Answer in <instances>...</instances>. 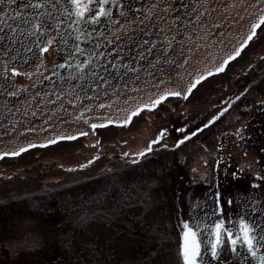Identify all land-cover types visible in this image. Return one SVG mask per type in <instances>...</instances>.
<instances>
[{
	"label": "rangeland",
	"instance_id": "1",
	"mask_svg": "<svg viewBox=\"0 0 264 264\" xmlns=\"http://www.w3.org/2000/svg\"><path fill=\"white\" fill-rule=\"evenodd\" d=\"M143 2L148 11L141 10L138 18L134 14L122 17L110 28H97L101 34L93 35L90 42H78L83 52L77 53L70 46L60 50L50 45L44 51L34 47L28 61L19 64L0 54V152H16L33 145L18 155L0 156V196L43 189L74 174L88 176L116 163L133 161L135 157L122 153L141 150L160 127H168L169 134L162 143L169 147L158 143L145 155H154L160 162L169 163L167 174L173 175V180H169L175 186L171 188L175 193L172 207L178 229L175 239L178 251L181 229L177 223L179 215L188 209L189 201L196 204L198 198L200 207L207 210L213 202V193L220 191L222 206L228 213L236 212L239 201L235 198L249 194L251 173L264 167V81L257 87L251 84L264 70V24L223 70L211 72L247 37L252 23L264 11V0H207V3L200 0L199 8L186 16L182 15L184 9L164 10L163 4L173 0ZM188 2L191 7L187 11H191L196 7L195 0ZM174 16H181V20L172 21L170 18ZM161 36L173 40V47L164 53L176 61L172 68L163 67L159 60L150 67L162 52L160 45L165 41ZM141 39L156 43L141 44ZM145 49L151 52L148 58L134 57V54H148ZM93 53L122 55L129 74L111 78L108 75L107 83L98 87L99 92L88 90L90 95L81 99V70L77 71L74 61L81 62V54ZM69 57H73L69 61L73 66L60 67ZM13 66L18 68L16 73L11 72ZM3 71H8L7 78L3 77ZM205 71L210 75L199 81L186 97L168 96L156 108L143 109L128 125L103 123L126 118L137 105L154 100L165 90H174L180 83H190ZM59 74L73 81L63 86L49 82ZM17 92L18 95H9ZM87 106L91 110L85 109ZM221 108L225 111L212 123L204 139L196 134L171 147L180 137L176 129L188 123L194 131ZM92 122L97 124L95 129L91 128ZM78 131L86 134L76 136ZM57 136L74 139L56 140ZM45 140L54 143L43 144ZM97 153V159L86 167L69 168ZM237 166L244 175L233 177L231 173L239 170ZM202 175L204 179L191 182L192 177ZM256 191L264 192V184ZM226 194L233 196L232 205L223 199ZM18 229L16 234L4 238L5 244L30 232L24 221L18 222ZM220 251L221 257L215 264H240L226 238ZM247 259L251 264V257Z\"/></svg>",
	"mask_w": 264,
	"mask_h": 264
},
{
	"label": "trees",
	"instance_id": "2",
	"mask_svg": "<svg viewBox=\"0 0 264 264\" xmlns=\"http://www.w3.org/2000/svg\"><path fill=\"white\" fill-rule=\"evenodd\" d=\"M150 53L134 57L145 60ZM81 56V62L91 58L81 70V99L90 95L88 90L99 92L108 75L129 74L122 55ZM51 81L63 86L73 79L59 74ZM261 81L264 70L251 84L257 87ZM211 125L196 134L204 139ZM169 168L166 160L145 155L135 163L124 161L43 189L0 196V264H182L175 247V186ZM19 221L42 236L39 247L14 251L4 243L18 232Z\"/></svg>",
	"mask_w": 264,
	"mask_h": 264
},
{
	"label": "snow or ice",
	"instance_id": "3",
	"mask_svg": "<svg viewBox=\"0 0 264 264\" xmlns=\"http://www.w3.org/2000/svg\"><path fill=\"white\" fill-rule=\"evenodd\" d=\"M203 2L207 3V0H203ZM195 4V8L187 11L191 7L188 0H173L172 3L165 2L163 8L171 12L184 9L186 11L182 15L186 16L192 15L196 8H199L200 0H195ZM5 5L7 6L5 7ZM0 7L4 9L0 11V54L17 64L28 61L34 47L44 51L50 45H55L60 50L70 46L77 53L83 52V47L78 42L89 40L93 35L101 34L97 33V28H110L122 17L134 14L138 18L141 10L148 11L143 0H0ZM170 19L178 22L181 20V16H174ZM128 23L132 24L133 21H128ZM262 24H264V11H261L252 23L243 42L239 44L235 51L223 59L219 67H213L211 72L223 70L228 62L237 56L240 50L256 35L257 29ZM180 26L183 27V24ZM160 27L162 28V25ZM121 28L125 32L128 31L123 25H121ZM69 37H75V40L70 41ZM160 39L165 41L164 44L160 45L162 52L155 57L153 65H150V67H153L155 61L159 60L162 61L163 67L172 68L176 61L170 56L166 57L164 53H167L173 47L175 34H173V40H169L167 36H161ZM149 42L156 43L155 40L145 41L141 39V44ZM137 47H140V45H137ZM9 50H11V55H9ZM145 51L150 50L145 49ZM92 55L96 54L93 53ZM90 59L89 57L83 62L75 60L77 71L84 69L85 64H88ZM70 60H73V57L63 61L60 67L68 66L71 68L73 65L69 63ZM7 62L5 61L6 65ZM137 66L139 67V65ZM163 67L160 68L161 72ZM37 70H39V65H37ZM17 71L18 68L16 66L11 68L12 73ZM2 75L7 78L9 73L8 71H3ZM28 75H31V73H28ZM208 75H210V72L205 71L202 75L198 74L190 83H180L174 90H165L157 94L154 100L141 103L129 111L124 119L105 120L103 123L128 125L134 116L141 113L143 109L156 108L168 96L186 97L196 87L197 83ZM80 78L83 79V74H81ZM160 83H163V81ZM95 86L93 84V87ZM124 88H127V85ZM18 94V92L9 93V95ZM73 103H75V100ZM100 107H104V105H100ZM224 111L225 109L221 108L216 115L208 118L206 123L202 122L199 127H195L194 131L189 129L188 123H184L180 128L176 129L180 133V137L175 140L171 147L175 148L190 137L195 136L196 133L201 132L203 128L217 120L218 116ZM82 118L88 121V117L84 116ZM96 127L97 124L92 122L91 128L95 129ZM186 129L188 131L185 133ZM84 134L86 133L78 131L76 136ZM168 134V127H160L154 137L149 139L146 147L136 152H123L122 155L135 157L136 159L132 161V163H135L136 160H139L145 154L151 153L153 146L158 143L161 147H169V145L162 143L163 138ZM239 134V130H237V135ZM61 139H74V137H56V140ZM42 143L51 144L54 141L45 140ZM94 143L98 142L94 141ZM31 147L33 145L28 144L16 152H0V156L18 155L20 152L25 151V148ZM98 155L99 153L93 155L91 159L85 160L84 163L69 165V168H84L96 160ZM216 163L218 164L219 161ZM237 167L239 170L231 173L233 177L244 175L240 166ZM251 176L253 178L250 180L251 191L249 194L247 196L238 195L235 198L239 201L237 204L238 211L236 212L228 213L222 206L220 191L213 193V202L211 206L207 207V210L200 207L198 198L196 204L189 201L188 209L179 215L177 223V227L181 229V243L178 253L182 258V264H215L221 257L220 249L225 243V238L230 244L231 251L239 258L240 264H249L248 257H251V264H264V192L256 191L261 184H264V167H262V171L252 172ZM204 178V175L192 177L191 182L195 183L197 179ZM125 198L127 199L128 197L126 196ZM223 199L228 205L234 203V198L231 194L224 195Z\"/></svg>",
	"mask_w": 264,
	"mask_h": 264
},
{
	"label": "clouds",
	"instance_id": "4",
	"mask_svg": "<svg viewBox=\"0 0 264 264\" xmlns=\"http://www.w3.org/2000/svg\"><path fill=\"white\" fill-rule=\"evenodd\" d=\"M42 243V236L36 231L27 232L18 240H13L9 243V246L13 249L18 248H37Z\"/></svg>",
	"mask_w": 264,
	"mask_h": 264
},
{
	"label": "flooded vegetation",
	"instance_id": "5",
	"mask_svg": "<svg viewBox=\"0 0 264 264\" xmlns=\"http://www.w3.org/2000/svg\"><path fill=\"white\" fill-rule=\"evenodd\" d=\"M118 21V20H117ZM117 21L114 23V24H116L117 23ZM100 29V28H99ZM97 31V30H96ZM93 38V36L91 37V39ZM69 39H70V41H72V40H75V37H69ZM91 39H89V40H91ZM86 41V40H85ZM85 41H80L81 43L82 42H85Z\"/></svg>",
	"mask_w": 264,
	"mask_h": 264
},
{
	"label": "water",
	"instance_id": "6",
	"mask_svg": "<svg viewBox=\"0 0 264 264\" xmlns=\"http://www.w3.org/2000/svg\"><path fill=\"white\" fill-rule=\"evenodd\" d=\"M181 231V230H180ZM180 239V242H179V245H180V243H181V237L179 238Z\"/></svg>",
	"mask_w": 264,
	"mask_h": 264
}]
</instances>
